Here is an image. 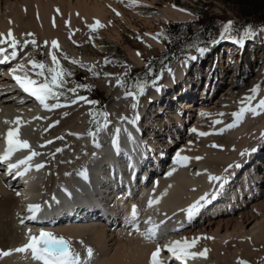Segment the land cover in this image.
<instances>
[{
  "label": "bare ground",
  "instance_id": "obj_1",
  "mask_svg": "<svg viewBox=\"0 0 264 264\" xmlns=\"http://www.w3.org/2000/svg\"><path fill=\"white\" fill-rule=\"evenodd\" d=\"M113 1H117V4L121 2L0 0V33L6 35L11 29L21 44L25 39H33L25 36V33H34L36 41L49 42L48 52L51 41L55 39L60 45L61 51L56 53L59 59L67 55L71 61L76 60L87 68L96 63L98 58L82 54L70 46L68 37L75 36L73 33L77 34L83 26L86 29L96 19L104 24L109 14L107 5ZM124 2L128 3V0ZM56 9L60 10L59 13ZM162 16L164 19L187 20L193 14L187 8L167 6ZM65 21H70V27H66ZM247 31L242 35L243 41L248 37L245 35ZM154 42L163 47L156 40ZM242 45L243 42L236 44V47H240L239 53ZM24 50L18 49L16 60L0 64V154L6 148L8 129L16 126L11 122L17 117L22 121L20 138L28 140L32 149L41 153L31 162L32 169L23 175H16L17 171L23 172V166L10 174L7 163L23 158L28 150L14 154L11 161L0 164V212L8 213L14 227L22 231L21 245L18 244V247L27 242L29 229L34 235L43 230L71 240L83 264H149L150 254L157 243L164 245L172 240L187 238L190 241L194 237H201L191 251L208 249L207 257H198L195 264H232L236 257H251L252 264H264V139L261 138V133H264V110L247 113L238 122L231 116V113L238 111L240 99L251 94L253 86L261 85L253 105L264 99V71L253 75L242 85L241 79L233 76L236 70L224 80H219V73L225 66L221 62L214 67L213 63L207 64L203 71L206 82L215 79L219 82H211L208 90L202 86L203 93H196V98L187 100V94L194 91V86L198 84V77L191 78V67L197 70L199 61L185 65L183 61L178 62L171 72L157 81L151 89V96L140 103L136 110L131 108V98H125L128 89L125 86L118 87L108 104V127L97 137L96 142L100 147H96L83 125L85 113L90 111L92 105L80 101L75 105L45 111L34 97L16 85L10 69L21 62L26 69H31ZM137 52L131 50L130 54L140 64L143 59ZM239 53L237 59L241 61ZM47 57L51 65L48 54ZM109 82V78H105L100 81V85L110 89ZM157 88L160 90L157 91ZM177 93L182 95L181 99ZM61 103H64L62 99ZM83 106L85 112L79 108ZM201 112L211 115L202 117ZM221 112L225 113L223 117H227L228 121L224 122L223 117L216 115ZM137 113L139 120L135 124L121 120L125 116L131 119ZM214 119H221L222 123L214 125ZM231 123L236 126L226 128ZM193 127L212 134L199 137L190 132ZM117 128L121 129L118 151L112 144ZM220 128H225V131L220 133ZM49 140L53 143L47 144ZM42 144L46 146L40 147ZM214 144L218 147H213ZM57 148L63 150L56 152ZM252 148L256 151L252 152ZM245 150H248V154L241 156L240 153ZM177 152L192 158L187 166L174 164ZM197 156L202 159L196 160ZM94 160L100 164H96L93 170L91 162ZM37 163H44L45 167L36 170L34 165ZM230 164H239L240 167L229 169L227 183L222 189L218 183L208 181V173L224 175V169ZM173 167L176 171L168 176ZM84 170H87V179L79 175ZM198 172L201 174L197 175ZM145 178L148 179L145 181ZM74 180L78 191L86 196L87 203H79L82 205L80 211L67 208V202L63 201L64 195L78 201V191H70L67 187ZM31 185L38 188L41 199L37 204L44 208L35 220L26 219L30 215L27 205L33 204L35 195L30 189ZM86 190L88 193H85ZM205 193H215V199L209 198L210 202L189 223L186 214L180 210ZM156 197H160L159 204L148 208V199ZM132 205H136L139 210L141 232L148 227L144 221L149 216L160 224L155 240H146L128 223ZM98 208L106 215L104 221L88 216ZM66 215L73 218L62 217ZM21 218H25L23 225L20 224ZM161 221L164 223L161 224ZM88 248L93 252L90 259L87 257ZM161 259L166 264H177L166 251L162 252ZM0 264L39 262L32 258L30 252H13L8 257L0 258Z\"/></svg>",
  "mask_w": 264,
  "mask_h": 264
},
{
  "label": "rangeland",
  "instance_id": "obj_2",
  "mask_svg": "<svg viewBox=\"0 0 264 264\" xmlns=\"http://www.w3.org/2000/svg\"><path fill=\"white\" fill-rule=\"evenodd\" d=\"M114 2L107 5L109 14L107 21L104 23V28L91 32L88 27L85 29L83 26L82 29H79L80 33L78 31L77 34H73L75 36H71V40L68 37L70 46L75 47L82 54L98 58V61L93 65H95V71L99 72L100 75L94 76L88 71L89 67L85 68L80 64H72L70 59L65 60L63 56L60 57L62 66L73 72L72 76L66 77L68 80L67 86L87 85V88L78 89L77 94L98 101V104L92 105L90 111L87 114L85 113L83 125L87 132L95 131L96 128V124L93 123V116L90 113H109L108 104L112 99L113 91L118 88L116 85L117 77L126 80L125 87L127 89L134 87L137 82H148L146 93L140 98V104L151 96L153 87L151 81L155 77L165 76L168 73L167 69L174 67L178 62L183 61L185 65V60L190 55H196L198 58L195 61L187 60V63L199 61L197 70H192V64L190 66L191 78L197 79L198 77V84L194 86L195 90H191L193 91L192 98H196L198 93L200 95L204 92L202 86H204V90L206 87L208 90L211 82H219L217 79H215L216 81L206 82L203 71H205L207 64L213 63L212 66H215L218 62H221L225 66L219 73V80H224L231 72L236 70L233 76L241 79L242 85L253 75L264 71V23L257 22L258 12L254 10L264 11V0H138L139 6L137 7H129L126 2L118 1V4L117 1ZM167 6L187 8L193 14V17L187 20L164 19L162 12ZM113 9L119 12L120 15L117 16ZM228 21L233 22L232 35L235 39H220L222 26ZM113 29L120 35L117 36ZM249 29H254V34L241 41L243 33ZM237 30L239 31L237 32ZM145 33L152 35L163 33V38L159 42L163 47H159L160 45ZM137 37H140V39ZM213 39H217L219 42L213 44L211 43ZM73 41L76 43H73ZM241 42H243V45L240 50L241 53H239L240 47H236V44ZM193 45H206L209 50L200 55L195 52ZM21 50H24V48H21ZM131 50L140 52L143 59L140 64L133 60L130 54ZM24 52L26 59L34 58L51 66L47 60L48 47L44 46V40L42 42L37 41L36 47L27 46ZM238 53L241 54V61L237 59ZM106 59L111 63L105 64ZM125 65L131 68L126 78L123 76L127 70ZM149 68L151 69L150 72ZM104 73L112 75L105 77ZM105 78L110 80L108 85L110 89L100 85V81ZM185 82H187V79ZM262 85H264V80ZM68 95L72 97L73 94L69 93ZM177 95H179V99L182 98V95L178 93ZM79 108L82 112L86 111L84 106ZM78 119L81 120L82 118ZM97 119L102 122L103 118L97 117ZM223 120L224 122L228 121L227 117H223ZM102 133L100 132L98 136H101ZM8 217V213L4 212L3 214L2 211L0 212V250L3 251L18 247L22 236V231L17 230ZM239 258L236 257L235 261L233 260L231 263L237 264ZM241 259L247 261L248 264L253 263L251 257Z\"/></svg>",
  "mask_w": 264,
  "mask_h": 264
},
{
  "label": "snow or ice",
  "instance_id": "obj_3",
  "mask_svg": "<svg viewBox=\"0 0 264 264\" xmlns=\"http://www.w3.org/2000/svg\"><path fill=\"white\" fill-rule=\"evenodd\" d=\"M123 3L124 0H121ZM128 6L129 7H137L139 6L138 0H128ZM181 11H185L184 9H180ZM57 13H59V9H56ZM113 11L116 13L117 16L120 15L119 12H117L115 9ZM77 16H79V13H77ZM11 23V21H9ZM110 23V22H109ZM66 27H70V21H65ZM53 26L55 27V18H53ZM87 27L90 29L91 32H96L98 29L104 28L105 25L101 23L100 20L96 19L94 23L88 24ZM233 22L228 21L226 24L222 26V31L220 33V39L223 40H233L235 37L232 35L233 32ZM78 31V29L76 30ZM239 30H237L238 32ZM254 29H249L245 35L251 36L254 34ZM74 34V33H73ZM27 37H33V39L28 40L25 39L23 41V44H21V41L18 40L13 31L11 29L8 30L7 34L0 33V64L10 63L11 61H14L17 59L19 55L18 49L22 47H27L29 43L33 46H37V41L34 38V33H25L24 34ZM145 35H150L152 39L156 40L157 42H160V40L163 38V33H157L155 35L145 33ZM71 35L69 36V39L71 40ZM140 39V37H137ZM242 41V38H241ZM219 40L213 39L211 43L215 44L218 43ZM48 41H44V46L48 45ZM73 43H76L73 41ZM6 45V47H5ZM149 47H151L149 45ZM193 48L195 52L199 53L200 55H203L206 53L209 49L205 46H198L193 45ZM9 49L11 51L9 52ZM52 49H55L53 51ZM60 45L57 40L51 41V49L48 52V56L51 59V66H48L44 61H39L36 59H28V64L31 65V69H26L23 62L17 63L14 67L10 69V75L12 76V79L15 81L16 85L19 87L20 90H22L24 93H27L29 96L34 97L35 100L39 103V105L45 110V111H53L54 109L66 107L69 105H75L80 101H83L86 104L90 105H96L98 104V101L96 100H89L86 96L83 95H77L78 89L81 88H87V85L83 84H77L75 87H68V80L66 77L72 76L73 72L65 69L60 59L57 56V52H60ZM137 55H141L139 52H137ZM198 57L196 55H190L186 58L185 63H187V60H196ZM63 59L68 60L69 58L67 55L63 56ZM72 64H78L79 62L76 60L71 61ZM111 63V61L105 60V64ZM83 66V65H81ZM126 71L123 74V76L126 78L128 76V73L131 71L130 66L125 65ZM88 71L92 73L94 76H99L100 73L95 71V65L90 66L88 68ZM151 69L149 68V72ZM168 72H171V68L167 69ZM22 73V74H18ZM105 77H109L112 74L110 73H104ZM161 77L157 76L152 81L151 84L153 87L156 86L157 80H159ZM126 84L125 79H121L119 77L116 78V85L118 87H124ZM148 87L147 81H141L135 83L134 87H129V89L125 92V98H131V108L133 110L138 109L140 98L146 93ZM157 91L160 89L157 88ZM261 90V85L257 84L253 86L250 89L251 94L247 95L245 97H242L239 101L240 107L238 111H235L231 113V116L233 117L234 121L238 122L242 120V118L247 113H256L257 110H264V99H260L256 105H253V101L257 99V96L259 95ZM73 94L72 97H70L68 94ZM63 98L64 103H61V99ZM49 101H55L54 103H49ZM90 115L93 116V123L96 124L95 131H89L88 135L93 138V142L95 143L96 147H100L99 143L96 142V139L98 137V134L105 130L108 127L109 124V113L107 112H96V113H90ZM200 115L202 117H208L211 114L206 112H201ZM219 117H223L225 113H217L216 114ZM97 117H102V122L97 119ZM34 119H43V117H35ZM122 121H127L130 124H135L139 120L138 113L135 114L131 119L128 117H121ZM8 123V121H6ZM11 123L15 124L16 126L14 128H9L7 131V134L5 136V143L6 148L3 152V154H0V164H3L5 162L11 161L14 154L21 152L23 150H28V154L25 155L23 158L16 160L14 163L9 162L7 163V170L11 174L13 170L21 168L23 166V172H16V175H23L26 174L28 171H30L33 167V164L31 163L33 159L37 156H40L41 153L32 149L31 144L28 140L21 139L20 138V127L22 124L21 118L17 117L16 120L12 121ZM56 123H59V121H56ZM214 125H219L222 123L221 119H214L212 121ZM54 126V125H50ZM235 123H231L226 125V128H232L235 127ZM121 129L117 128L115 130V137L112 140L113 146L119 150V133ZM225 131V128H220L219 132L222 133ZM190 132L196 134L199 137H206L212 133L208 131H198L197 128L193 127L190 129ZM129 138L131 139V136L129 134ZM261 138L264 139V133H261ZM57 139H63V137H57ZM47 144H52L53 141L49 140L46 142ZM46 145H40V147H45ZM213 147H218V145H212ZM63 149L57 148L56 152H61ZM252 152L256 151L255 148L251 149ZM248 154V150H245L240 153L241 156H245ZM55 153H53V156ZM192 159L189 156L181 155L180 152L176 153L174 164L179 165L181 167L187 166V163L189 160ZM196 160L202 159V157H195ZM36 170H40L45 167L44 163H37L34 165ZM233 167H240L239 164L235 165H228L227 168L224 169V175H214L211 173H208L207 179L210 183H218L219 188H223L224 184L227 183L228 179V171L230 168ZM176 171V168L173 167L171 171L168 172V176L173 175V173ZM201 173H197V175H200ZM67 175V174H66ZM80 176H82L84 179H87V170H84L79 173ZM195 191V189H193ZM166 194V193H165ZM17 195H20V193H17ZM215 193H205L204 195L200 196L197 200H195L193 203L188 205L186 208H182L180 211L186 214V218L188 222L190 223L201 211V209L210 202V199H215ZM55 199V197H53ZM160 197L156 198H149L147 201V207L153 208L154 205L159 204ZM27 211L30 213L29 216L26 217V219L29 220H35L38 218L39 213L42 211V206L40 204H28L27 205ZM139 210L136 205H132L131 212H130V218L128 220V223L133 226L135 231L140 232V234L146 239V240H155L160 228V224L155 223L151 216H149L144 223L148 225V227L141 232L140 226H139ZM25 223V218L20 219V224L23 225ZM164 223V221H161V224ZM183 227V225H181ZM177 229H174L176 231ZM207 239H213L212 237H206ZM201 239V237H194L190 241L187 238H182L179 240H172L168 243L161 245L160 243L156 244L155 250L151 252L149 264H166V261L161 259V254L163 251H166L170 254L171 258H174L177 261H180L181 264H187V261L189 259H196V258H206L208 249H204L203 251L196 252L191 251V249L195 248L198 241ZM87 257L90 259L93 255L92 249L88 248L87 250ZM13 252L17 253H23V252H30L32 258L39 262V264H83L80 254L75 251V249L72 247V241L69 239H66L63 236H56L55 234L43 231L41 230L38 235H34L31 232V229L28 230L27 233V242L23 244L21 247L10 249L7 251L0 250V258L2 257H8L12 255ZM237 264H248L247 261L243 259H238Z\"/></svg>",
  "mask_w": 264,
  "mask_h": 264
},
{
  "label": "trees",
  "instance_id": "obj_4",
  "mask_svg": "<svg viewBox=\"0 0 264 264\" xmlns=\"http://www.w3.org/2000/svg\"><path fill=\"white\" fill-rule=\"evenodd\" d=\"M254 10H256V12H258V15L256 17L257 22L264 23V11L259 10V9H254Z\"/></svg>",
  "mask_w": 264,
  "mask_h": 264
}]
</instances>
